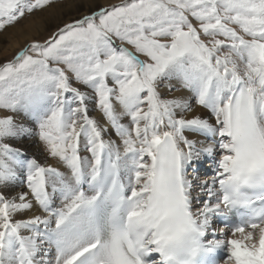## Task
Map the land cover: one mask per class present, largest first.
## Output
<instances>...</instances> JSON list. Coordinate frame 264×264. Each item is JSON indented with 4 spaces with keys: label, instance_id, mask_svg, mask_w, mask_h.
Listing matches in <instances>:
<instances>
[{
    "label": "snow or ice",
    "instance_id": "1",
    "mask_svg": "<svg viewBox=\"0 0 264 264\" xmlns=\"http://www.w3.org/2000/svg\"><path fill=\"white\" fill-rule=\"evenodd\" d=\"M53 2L0 0V31ZM0 113V264H264V0L101 7L0 64ZM25 137L67 173L6 142Z\"/></svg>",
    "mask_w": 264,
    "mask_h": 264
},
{
    "label": "bare ground",
    "instance_id": "2",
    "mask_svg": "<svg viewBox=\"0 0 264 264\" xmlns=\"http://www.w3.org/2000/svg\"><path fill=\"white\" fill-rule=\"evenodd\" d=\"M102 2H103L102 0H77L74 3H65L63 7L61 5L58 6V7H54L52 12H50L49 14L46 13L45 15H43L44 13L41 12L40 15H39L41 17L40 21L38 22L39 26L37 24H34L33 22H30L31 20L30 21L26 20L20 26L11 27V29H8V31L10 33H3L2 36L0 35V55L3 54V53L4 54H8V52L10 50H13L12 53L16 54L20 50L26 48L27 44H29V43L31 44L33 41H35V40H32L33 38H31V35H29L30 32H32L31 29H36L37 31L40 32V30L42 28H45V19H50V20H51V18L53 20L56 19V22H55L56 25H57L56 30H58L64 24L72 22V20H77V19L82 18L84 15L91 14L92 12H87V11L84 10V9H87L88 5H90V7H92V9H94L95 6H97L99 3H102ZM76 6L78 7V9H77L78 11L77 12H82V13H80V15L77 14L78 15V16H76L77 18H74V19H72L73 17L72 18L71 17L66 18L65 15H68L66 13V11H70L73 8H76ZM82 6H83V9L81 8ZM101 7H104V6L101 5L99 8H101ZM43 18H45V19H43ZM70 18H71V20L69 21ZM66 21H69V22H66ZM193 23H195V22H193ZM26 27H27V29H26ZM24 28L29 33L26 39H23V34H24L23 33V29ZM12 38L14 39V41H16V45L13 44V46L11 47L12 49H8V48H6L4 46L1 48V42H2L1 39H12ZM26 40L28 41L27 44L24 43V41H26ZM115 43L118 44V41H116ZM119 46H121V45H119ZM123 47H128L129 51H132V49L129 46H127L126 44L123 45ZM15 54H12V55H15ZM141 58L143 59V57H141ZM165 83H168V82H165ZM170 83L172 84L173 88H181L177 81H171ZM158 90L160 92L161 97L165 98V99H171V98H177V97L188 98L189 102L192 105V109H193V111L191 113L187 114L188 118H191L193 115H200V116H202L204 118L210 119L211 122L213 121L211 116L206 112L207 110L205 109L206 111H204L199 105H197L195 103V100L193 99V96L190 95L189 92L186 93L183 88H181L179 91H172L171 92L165 86V84L162 83ZM92 106H93L92 104L89 105V115L92 116L93 118L97 119V121L103 127H107L109 129L108 132L104 134L105 139H108L112 135L111 127H110V125L107 124V122L103 119L102 116L100 117V116H98L96 114L95 115L92 114V112L90 111L93 108ZM117 111H120L119 106H117ZM0 114H2V113H0ZM16 117H17V120L19 122H24V123L31 124V122L25 120V118L21 114H16ZM126 120H127V117H125L122 120V122H126ZM31 126L34 127L33 125H31ZM185 134L190 139L204 140L206 143H208V141H206L205 139H203V138L201 139V138L195 136L192 133H187L186 132ZM113 140H116L117 143L119 144V139L117 137H116V139H113ZM6 142L12 144L14 147L22 149L24 151V153L26 154V156L27 155H28V157L29 156H34V158H37L40 162L42 161L41 162L42 164H44V162H46L45 159H47L46 158L47 156H43L41 154V151H40L41 148H40V146H39V144L37 142V139L35 137H32V138L25 137V138H23L21 140H9V141H6ZM82 150H83V146L81 147V151ZM49 162H48V164L54 165L53 161H49ZM58 168H60L61 171H64V172L67 173V171L64 170L63 165H59ZM20 179H21V177L18 179V181H20ZM18 181H16L15 184L10 185L8 188L3 189V190L7 194H9L10 196L11 195H15L18 192L25 191L24 188H22V186H19V182ZM34 214H42V213H40L37 208H34L30 212H26V213H24L22 215L16 216L15 219H28L30 216H32Z\"/></svg>",
    "mask_w": 264,
    "mask_h": 264
},
{
    "label": "rangeland",
    "instance_id": "3",
    "mask_svg": "<svg viewBox=\"0 0 264 264\" xmlns=\"http://www.w3.org/2000/svg\"><path fill=\"white\" fill-rule=\"evenodd\" d=\"M77 0H54V2L50 5V6H48L47 8H45V9H43V10H39V11H35L34 13H32V14H30V15H26L25 17H23L22 19H20L17 23H15L14 25H12V26H8V27H6L4 30H2V31H0V35L2 36V34L3 33H10L9 31H8V29H11V27H13V26H20V25H22L23 24V22L24 21H26V20H28V21H30V22H33L34 24H37L38 25V22L40 21V19H41V17L39 16L40 15V13L41 12H43L44 14L43 15H45L46 13H50V12H52V10L54 9V7H58V6H64V4L65 3H74V2H76ZM103 2L102 3H99L97 6H95V8L94 9H92V7H90V5H88V7H87V9H84L85 11H87V12H94V11H97L98 9H99V7L101 6V5H103L104 7H110V6H112V5H117V4H121V3H124L125 2V0H102ZM82 9H83V6L81 7ZM78 7L76 6V8H73L72 10H70V11H66V13L68 14V15H65V17L66 18H69V17H73L72 19H74V18H77L76 16H78L77 14H79L80 15V13H82V12H77L78 10ZM65 14V13H64ZM42 15V16H43ZM71 18L69 19V21L71 20ZM43 19H45V18H43ZM69 21H66V22H69ZM72 21H74V20H72ZM56 19L55 20H53L52 18H51V20L50 19H45V28H42L41 30H40V32L39 31H37L36 29H31V31L32 32H30V34L28 33V31L26 30L27 29V27H26V29L24 28L23 29V39H26L27 38V36H28V34L29 35H31V38H33L32 40H35V41H39V42H41V43H43L45 40H47L53 33H55L57 30H56V28H57V25H56ZM193 22H195V21H193ZM39 26V25H38ZM29 38V37H28ZM1 48L4 46V47H6V48H8V49H12L11 47L13 46V44H15L16 45V41H14V39L12 38V39H1ZM24 43L25 44H27L28 43V41L26 40V41H24ZM118 44H120V42L118 41ZM28 45H30V43L29 44H27V46ZM26 46V47H27ZM128 46V45H127ZM130 47V46H129ZM131 48V47H130ZM132 49V48H131ZM12 51L13 50H10L9 52H8V54H1L0 55V64H3V63H5V62H8V61H10V60H12L13 59V57H14V55H12V54H15V53H12ZM132 51H134V49H132ZM12 53V54H11ZM74 86H77V85H75L74 84ZM180 86V85H179ZM77 87H81L82 88V90H86V91H90V90H88V89H84L83 88V86H81V85H78ZM181 88H173L172 87V89H171V92L172 91H179ZM93 106V108L90 110L91 112H92V114L93 115H98V116H102V114L101 113H99L96 109H95V105L94 104H92ZM200 108V107H199ZM203 109V108H202ZM204 111H206L205 109H203ZM97 111V112H96ZM207 112V111H206ZM213 123H214V121H212ZM122 123H125V124H127V123H129V121H128V118H127V120H126V122H122ZM111 132H112V129H111ZM113 133V132H112ZM114 135H113V137L111 136V138L112 139H114ZM36 138V137H35ZM37 139V138H36ZM37 142H38V144H39V146H40V151H41V154L43 155V156H47V154H46V152H45V150H44V147H43V145L39 142V140L37 139ZM44 151V152H43ZM81 155L82 156H87V154H86V152L84 151V150H82L81 151ZM25 158H34V156H29L28 157V155L27 156H25ZM47 159H45V161L46 162H44V163H48L49 161H53L54 162V165H52V166H54V167H58L59 165H61L58 161H56V160H50V158H48V157H46ZM37 159V158H36ZM38 160V159H37ZM39 161V160H38ZM48 161V162H47ZM40 162V161H39ZM42 162V161H41ZM40 162V163H41ZM50 163V162H49ZM23 177H21V179H22ZM20 179V180H21ZM17 181H18V179H17ZM19 182V181H18ZM19 186H22V188H24V190L26 191V188L22 185V184H19Z\"/></svg>",
    "mask_w": 264,
    "mask_h": 264
}]
</instances>
